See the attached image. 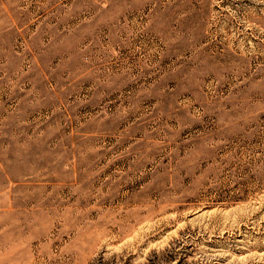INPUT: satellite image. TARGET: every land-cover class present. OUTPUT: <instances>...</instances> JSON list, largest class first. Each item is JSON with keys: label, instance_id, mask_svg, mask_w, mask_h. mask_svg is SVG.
I'll use <instances>...</instances> for the list:
<instances>
[{"label": "rangeland", "instance_id": "obj_1", "mask_svg": "<svg viewBox=\"0 0 264 264\" xmlns=\"http://www.w3.org/2000/svg\"><path fill=\"white\" fill-rule=\"evenodd\" d=\"M0 264H264V0H0Z\"/></svg>", "mask_w": 264, "mask_h": 264}]
</instances>
